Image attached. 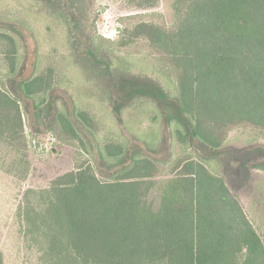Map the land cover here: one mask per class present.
I'll return each instance as SVG.
<instances>
[{
	"label": "trees",
	"instance_id": "1",
	"mask_svg": "<svg viewBox=\"0 0 264 264\" xmlns=\"http://www.w3.org/2000/svg\"><path fill=\"white\" fill-rule=\"evenodd\" d=\"M30 1L67 28L68 56L104 100L115 101L124 125L122 139L101 143L87 111L57 107L59 138L82 143L112 171L102 175L88 162L48 188L26 190L18 217L42 262L264 264V236L238 195L250 183H244L246 167L252 174L264 170V157L244 160L226 151L229 134L238 130L248 132L244 148L264 147V0H175L174 23L126 26L117 48L97 37L88 0ZM25 30L32 33L27 22L0 13V55L14 85H0V142L15 150L26 143L20 100L43 116L57 87L52 65L40 71L43 53L37 44L29 49ZM115 85L133 88L122 106ZM125 109L135 112L131 119H124ZM166 127L171 150L163 160L154 154ZM85 131L97 142V154ZM132 139L143 147H131ZM29 164L24 152L9 170L20 175Z\"/></svg>",
	"mask_w": 264,
	"mask_h": 264
},
{
	"label": "rangeland",
	"instance_id": "2",
	"mask_svg": "<svg viewBox=\"0 0 264 264\" xmlns=\"http://www.w3.org/2000/svg\"><path fill=\"white\" fill-rule=\"evenodd\" d=\"M150 2L149 5H142L139 0H88L89 23L94 24V32L102 39L103 44L117 48L123 36L122 30L126 26H133L141 20L153 19L163 21L167 25L174 23L175 0ZM30 5H32L30 0H0V13L4 16L19 17L29 24L32 33L25 30L27 45L33 50L37 44L40 52L43 53L42 59H44L40 71H45L50 65L53 66L57 87L51 92V101L48 107L46 106L47 112L43 116H38L39 110L33 107L30 101L23 98L20 100L26 136L24 149L15 150L7 142H0V250L5 264H44L38 249L29 246L18 217L19 205L26 190L48 188L57 177L88 162H91L102 175L112 171L99 159L97 142L90 131L85 133L97 154V160L86 151L82 143L70 138L64 140L59 138L54 127L57 107L72 112L75 107L87 111L90 117L94 118V129L101 143H106L110 139H122L124 127L114 112L115 101L104 100L100 90L97 93L93 89L97 86L86 79L85 73L75 66L68 56L67 28L53 24L48 17L39 13L36 8L29 7ZM34 33L37 35L33 38ZM81 41L83 42L81 51L87 53L88 46L84 40ZM128 48L129 46L124 47L125 50L130 51L131 48ZM138 49L143 52L150 50L146 45H138ZM136 51L135 49L134 53ZM8 72L7 62L0 55V85L13 90L14 85L9 83ZM103 85L106 88L105 84ZM104 87L100 89L103 91ZM123 87L120 85L112 87L116 103L120 106L129 102L128 96L133 89L130 86ZM134 114L135 112L125 109L123 117L128 120ZM141 119L145 124L148 116L143 113ZM247 133L238 130L229 134L226 143L229 146L226 151L236 158L245 160L253 155L260 156L258 159L262 160L264 147L244 148V145H247L244 140ZM164 137V143L154 154L155 157L163 160L169 157L171 150V135L167 127L164 130ZM131 147H143V144L132 139ZM87 148H90L88 141ZM24 152L27 153L30 164L26 173L21 172L22 174L19 175L16 171H12L16 167L13 165V160L14 157H21ZM262 161L264 162V159ZM10 166L12 170H9ZM245 171L244 183L248 180L250 183L246 187H240L238 195L241 196L249 218L264 236V170L258 169L252 174L246 167ZM157 196V194L152 195L156 204Z\"/></svg>",
	"mask_w": 264,
	"mask_h": 264
}]
</instances>
